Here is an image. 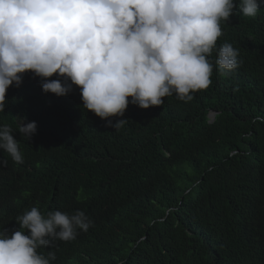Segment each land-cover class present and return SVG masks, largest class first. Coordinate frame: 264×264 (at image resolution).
I'll return each mask as SVG.
<instances>
[{
	"label": "trees",
	"instance_id": "16d2710c",
	"mask_svg": "<svg viewBox=\"0 0 264 264\" xmlns=\"http://www.w3.org/2000/svg\"><path fill=\"white\" fill-rule=\"evenodd\" d=\"M239 3L217 48L231 43L240 66L222 74L214 50L207 89L149 109L130 102L111 118L128 120L119 130L83 108L78 86L58 97L23 74L0 112L24 156L0 150V231L19 230L34 206L81 210L87 232L38 249L53 264H264V3L255 18ZM18 118L36 122L30 140Z\"/></svg>",
	"mask_w": 264,
	"mask_h": 264
},
{
	"label": "clouds",
	"instance_id": "9594fccd",
	"mask_svg": "<svg viewBox=\"0 0 264 264\" xmlns=\"http://www.w3.org/2000/svg\"><path fill=\"white\" fill-rule=\"evenodd\" d=\"M262 3L240 0L239 9L255 18ZM236 8V0H0V112L8 89L19 87L28 72L42 78L45 93L58 97L78 86L83 108L115 130L128 120L113 124L111 118L123 117L130 102L149 109L173 95L191 101L212 83L208 57L214 50L224 75L242 63L231 43L217 48L221 21ZM18 120V131L30 140L36 122ZM0 150L23 163L8 124L0 126ZM16 221L19 230L0 231V264H53L56 253L45 256L38 249L74 241L93 223L81 210L45 215L38 206Z\"/></svg>",
	"mask_w": 264,
	"mask_h": 264
},
{
	"label": "water",
	"instance_id": "95a60500",
	"mask_svg": "<svg viewBox=\"0 0 264 264\" xmlns=\"http://www.w3.org/2000/svg\"><path fill=\"white\" fill-rule=\"evenodd\" d=\"M215 115H216L215 112H213V113L210 114V119H211L212 121L215 119Z\"/></svg>",
	"mask_w": 264,
	"mask_h": 264
}]
</instances>
